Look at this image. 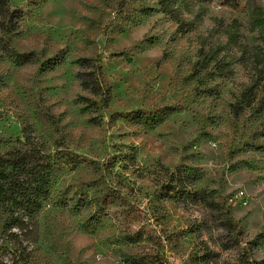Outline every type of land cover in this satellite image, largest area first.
<instances>
[{
	"label": "rangeland",
	"instance_id": "obj_1",
	"mask_svg": "<svg viewBox=\"0 0 264 264\" xmlns=\"http://www.w3.org/2000/svg\"><path fill=\"white\" fill-rule=\"evenodd\" d=\"M9 1L0 153L29 126L75 163L20 226L0 206V264H264V114L233 112L263 81L264 0L197 3L185 33L157 0Z\"/></svg>",
	"mask_w": 264,
	"mask_h": 264
},
{
	"label": "trees",
	"instance_id": "obj_2",
	"mask_svg": "<svg viewBox=\"0 0 264 264\" xmlns=\"http://www.w3.org/2000/svg\"><path fill=\"white\" fill-rule=\"evenodd\" d=\"M157 1L161 12L174 19L178 24V31L185 33L192 28L193 23L186 19L184 12L192 13L197 3H207L212 0ZM146 10L153 11L154 8L148 6ZM24 16L22 8L12 7L9 0H0V30L7 33L18 31ZM21 58L27 62L31 61L30 54H24ZM60 62L61 60L55 61L53 64L57 65ZM81 62L82 68L85 69V72L80 74L81 85L86 90L98 93L101 85L95 77L96 70L88 71L91 68L88 65L90 59L85 58ZM217 67L220 70L226 68L221 61L217 62ZM245 108L264 114V77L262 83L256 82L242 92L240 100L233 106V112L239 114ZM130 118L141 122L146 117L138 112L131 114ZM22 134V137L17 139L19 145H14L8 151L0 153V206L7 207V212L13 220L9 222L8 227L20 226L23 216L32 217L41 209L45 201L52 200L56 172L68 162L75 163V157H69L67 161V155L62 151L48 152L44 143L29 126L23 128ZM189 170L190 174L196 173L195 169ZM181 191V194H184L183 198L193 194L191 189L186 187Z\"/></svg>",
	"mask_w": 264,
	"mask_h": 264
}]
</instances>
